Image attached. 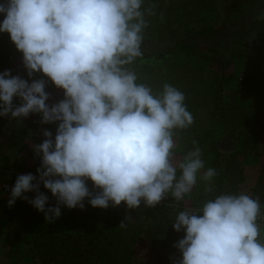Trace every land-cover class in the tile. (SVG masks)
I'll list each match as a JSON object with an SVG mask.
<instances>
[{
    "label": "clouds",
    "instance_id": "9594fccd",
    "mask_svg": "<svg viewBox=\"0 0 264 264\" xmlns=\"http://www.w3.org/2000/svg\"><path fill=\"white\" fill-rule=\"evenodd\" d=\"M155 14L152 0H0V33L22 54L27 75L0 72V118L38 115L40 125H56L55 135L44 127L42 142L32 145L39 167L36 175L17 176L9 208L23 199L54 223L61 207L84 209L86 198L93 208L123 203L135 210L155 208L169 195L182 204L198 178L213 190L217 170L205 168L196 140L175 158L178 131L194 123L185 94L169 83L153 91L133 67L144 55L147 17ZM49 81L63 99L48 103ZM41 184L54 206L46 207ZM262 215L259 198L245 192L183 207L171 223L184 233L174 245L178 264H264Z\"/></svg>",
    "mask_w": 264,
    "mask_h": 264
},
{
    "label": "trees",
    "instance_id": "16d2710c",
    "mask_svg": "<svg viewBox=\"0 0 264 264\" xmlns=\"http://www.w3.org/2000/svg\"><path fill=\"white\" fill-rule=\"evenodd\" d=\"M152 3L157 10L154 16L147 17L149 26L143 46L159 42L166 45L157 52L143 48L142 59L133 67L140 82L151 86L153 91L190 72L208 73L202 88L207 99L204 107L207 124L193 133L189 130V134L186 129L180 130L183 134L177 137L175 158L182 159L196 140L203 152L205 168L217 170L213 190L207 191L205 182L198 178L182 204L177 205L169 195L165 203L155 208L141 206L135 210L127 209L123 203L117 207L109 205L107 209L93 208L86 198L84 209H69L71 225L66 231L39 226L25 240L18 230L8 229L9 248L0 264H132L134 247L140 242L158 245L180 259L174 245L184 233H177L171 225L177 213L186 206L195 208L216 195L240 193L248 174L254 175V182L247 194L259 198L264 213V123L256 103L264 94V17L234 32L227 47L222 41L217 43L230 34L238 15L264 5V0H152ZM21 63L22 54L9 35L0 33V72L10 69L13 75L27 79L18 70ZM46 91L51 103L63 99V91L50 81ZM30 121L14 120L10 125L8 118H0V138L4 139V143L0 142V167L13 172L11 188L18 175L29 172L36 175L40 164V158L24 136ZM48 128L55 135L56 125ZM223 141L230 150L226 156L220 148ZM87 186L94 194L100 191L91 181H87ZM40 191L48 193L42 184ZM17 215L18 207L9 208L7 200L0 198V222H10ZM128 215L131 219L120 227Z\"/></svg>",
    "mask_w": 264,
    "mask_h": 264
},
{
    "label": "rangeland",
    "instance_id": "374dc122",
    "mask_svg": "<svg viewBox=\"0 0 264 264\" xmlns=\"http://www.w3.org/2000/svg\"><path fill=\"white\" fill-rule=\"evenodd\" d=\"M157 8L155 7V11ZM264 17V5H260L257 9L250 11V12H244L238 15L237 19L234 20L233 24L230 28V34L221 37L217 40V43L223 42L226 47L231 42L232 34L240 28H244L248 26L252 21L255 19ZM166 45L165 42H159V43H152L143 46V48H146L149 51L157 52L161 50ZM200 69V68H199ZM18 70L26 75V71L23 67V62L19 65ZM208 73L203 70L202 71H196L195 73H188L187 76L184 78H179L173 82H170L171 85L177 87L179 90H181L185 96L186 100L185 103L188 106V110L194 117V123L192 126H190L187 131H185L186 134L191 133L189 130H193L192 133L196 130V128H199L201 126H204L207 124V114L205 110V105L207 99L205 98V91L202 90L204 87L206 81H207ZM34 79H40L44 78L42 77V74H35ZM31 82V81H29ZM14 103H18L17 100H14ZM48 103H51L49 100ZM262 111V118L264 123V94L260 98L259 101L256 102ZM31 120V121H30ZM14 120L10 121L8 119V122L10 125L13 123ZM29 122L26 133L27 135H24L25 138H28L29 143L31 145L40 143L43 139L41 135L42 128L47 127L48 125H40L38 123L39 116L38 115H30L28 118H25V122ZM264 125V124H263ZM181 131H178V135H182ZM263 134H264V128H263ZM181 138V137H178ZM183 139V138H182ZM0 142L4 143V139L1 137ZM264 144V141L262 142ZM221 151L224 156L228 154L229 147L226 141H223L220 144ZM13 172L9 169L1 168L0 167V198L9 199L10 193H5L2 189L3 183H11V177ZM254 182V175L248 174L247 180L244 183V185L241 188V192L247 193L248 189L251 187V185ZM30 199L34 198L35 193H27L26 194ZM45 195L49 197V204L46 205V207L54 206L56 204V200L54 197H52L51 193L48 192ZM15 207H18V215L17 218L10 222L1 221L0 222V258L2 257L3 253L6 252L9 248L8 246V240L6 238V233L8 229H16L19 231L20 236L22 239H29L33 234L37 227L40 226L41 229L51 228L56 232H62L66 231L70 228L71 220L68 215L69 209L66 207H61V216L59 219H57L54 223H48L44 219V214L41 212H38L36 209H34L30 204H28L23 199H17L15 202ZM261 238H264V226L261 227ZM179 259L175 255L168 254L166 251L159 249L158 245L152 246L151 243L146 242H140L134 247L133 257H132V264H178ZM22 264H28V263H22Z\"/></svg>",
    "mask_w": 264,
    "mask_h": 264
},
{
    "label": "built area",
    "instance_id": "2783aa9c",
    "mask_svg": "<svg viewBox=\"0 0 264 264\" xmlns=\"http://www.w3.org/2000/svg\"><path fill=\"white\" fill-rule=\"evenodd\" d=\"M2 189H3V191H4L5 193H10L11 186H10L9 183H3V184H2ZM166 200H167V199H166ZM166 200L162 201L159 205L165 203ZM182 210H183V209H182ZM258 223L261 225V227L264 226V217H263V216H261V218L258 220Z\"/></svg>",
    "mask_w": 264,
    "mask_h": 264
}]
</instances>
